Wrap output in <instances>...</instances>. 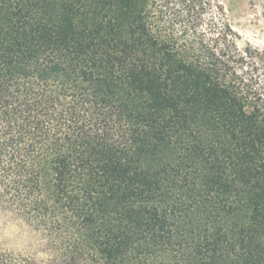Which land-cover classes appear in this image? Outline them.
I'll return each instance as SVG.
<instances>
[{"label":"trees","instance_id":"16d2710c","mask_svg":"<svg viewBox=\"0 0 264 264\" xmlns=\"http://www.w3.org/2000/svg\"><path fill=\"white\" fill-rule=\"evenodd\" d=\"M168 2L0 0V264H264V79Z\"/></svg>","mask_w":264,"mask_h":264},{"label":"rangeland","instance_id":"374dc122","mask_svg":"<svg viewBox=\"0 0 264 264\" xmlns=\"http://www.w3.org/2000/svg\"><path fill=\"white\" fill-rule=\"evenodd\" d=\"M205 1L207 4H200L198 0L195 7L186 5L185 0L168 2L164 21L170 23L182 41L202 46L208 43L218 45L220 42L229 44L228 48H223L226 53L223 59L229 69H233L239 77H252L260 82L264 79L263 69L246 56L245 50L254 47L264 49V0ZM221 23L227 24L233 31L235 44L217 38L216 30ZM39 243L38 236L26 226L0 215L1 247L29 254L40 249Z\"/></svg>","mask_w":264,"mask_h":264}]
</instances>
